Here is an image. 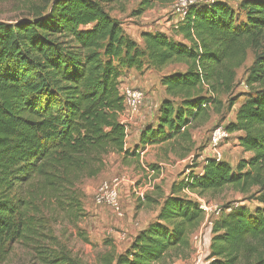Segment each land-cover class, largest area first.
Segmentation results:
<instances>
[{"label": "trees", "instance_id": "trees-1", "mask_svg": "<svg viewBox=\"0 0 264 264\" xmlns=\"http://www.w3.org/2000/svg\"><path fill=\"white\" fill-rule=\"evenodd\" d=\"M116 1L49 0L30 19L0 22V263L13 245L26 243L49 264H80L65 250H42V211L78 219L81 185L104 171L109 155L123 164L146 146L189 140L191 125L205 121L211 109L219 113V96L232 86L247 51L264 40V0H242L241 23L227 1L190 5L172 31L181 40L143 32L141 45L109 14L106 6ZM149 6L143 0L131 17ZM255 56L245 85L256 88L225 126L239 133V146L250 157L234 168L206 158L201 173L173 181L167 195L158 194L155 218L123 252L102 256L100 264L186 258L204 213L183 192L202 196L228 186L243 194L256 188L259 206L219 214L207 264H264V54ZM168 64H183L185 71L160 78L171 98L160 101L141 126L137 146L128 149L119 79L131 69L158 71ZM236 100L226 101V113Z\"/></svg>", "mask_w": 264, "mask_h": 264}, {"label": "rangeland", "instance_id": "rangeland-1", "mask_svg": "<svg viewBox=\"0 0 264 264\" xmlns=\"http://www.w3.org/2000/svg\"><path fill=\"white\" fill-rule=\"evenodd\" d=\"M49 0H0V22L14 23L21 19H30L37 12L45 11ZM143 0H117L106 6L109 14L117 19L125 32L135 41L142 44L140 33L146 30L163 29L173 35V24L166 25L169 20H176L180 16L176 12L175 6L177 0H150V6L140 16L131 17V13L137 8ZM194 4L206 3L209 0H192ZM242 0H227L228 5L237 13L238 23H241L242 12L239 11V5ZM182 18V17H181ZM181 40L180 36L175 37ZM257 54H264V40L262 45L256 49L247 51V56L242 67L235 71V78L232 86L226 93L219 96L222 105L217 106L219 113L210 110L209 117L205 121L199 119L190 126L189 140L178 139L175 142L166 144L163 147L154 148L148 153V164L154 165L156 175L160 178L153 182L150 190L146 192L145 197L155 201L148 203L146 199L141 201L136 199L133 192V185H139L147 182V175L136 165L135 158H127L124 163L128 167L122 168L119 163L121 158L116 155H109L106 158L105 173L97 179L86 180L81 185V203L82 216L78 219L67 217L63 212L53 211V208L42 211L43 233L42 250L46 247L65 250L71 258L77 260L80 264H100L101 257L107 254H119L129 245L132 237L136 233V222L138 214L136 211L145 203L142 215L149 218L158 207L161 199L158 194L165 196L170 189L173 181L181 179L182 175L187 173H198L203 159L210 156L207 145L210 133L216 127H224L233 120L237 107L248 97L253 95V90L245 85L247 70L252 66ZM173 71H185L183 64H168L158 71L135 70L126 72L120 79V87L127 86L142 90L145 95L143 105L140 109L141 114L145 113L142 120L145 123L153 115L160 101L167 95L160 85V78ZM207 86H204L203 92L207 94ZM229 98L237 99L230 113H226L227 100ZM140 122V125L143 124ZM136 127V117L128 124V128ZM131 131V130H130ZM132 142H130L131 145ZM238 141L230 133L229 139L225 142L222 152V160L229 163L233 168L240 159L250 157L236 144ZM150 154V155H149ZM192 171V172H191ZM124 176L125 183L120 187V206L122 216L117 217L112 211L104 207H98L93 202L94 190L104 181H109L113 177ZM256 188H252L248 193H240L234 188L224 187L218 192H208L202 196L192 194L190 199L197 200L207 207V213L204 214V220L200 227L190 236L191 251L186 258L168 259L164 264H196L200 259L207 264L206 256L208 254L209 236L207 228L219 216L220 213H228L237 206H244L250 212H253L259 205L254 200ZM146 201V202H145ZM141 215V217H142ZM140 217V218H141ZM139 218V219H140ZM201 232V236L199 235ZM44 240V241H43ZM0 264H49L44 262L41 256L32 246L26 243H17L11 247V250L4 262ZM201 264V263H200Z\"/></svg>", "mask_w": 264, "mask_h": 264}, {"label": "built area", "instance_id": "built-area-1", "mask_svg": "<svg viewBox=\"0 0 264 264\" xmlns=\"http://www.w3.org/2000/svg\"><path fill=\"white\" fill-rule=\"evenodd\" d=\"M216 0H209L206 3H212ZM227 1V0H222ZM192 0H177L175 10L179 12L180 16L183 18L186 14V10L190 5H193ZM119 93L123 98V105L124 110L120 115V121L126 128L128 124H130L134 117L141 116L140 109L143 105V101L145 99V95L142 90L133 87H120L119 86ZM153 117V115L151 116ZM230 133L224 127H216L210 133L209 142L207 145V150L210 152L209 159H213L216 162L222 160V152L225 142L229 139ZM140 156L144 155V151L138 152ZM143 170L147 175V182L139 185H133V192L136 195V199H140L144 201L146 192L151 189L153 182L155 181L156 177V170L150 168L145 163L142 164ZM125 182V179L120 176L113 177L109 181H104L99 184L97 187L94 195H93V202L98 207H104L112 211L117 217L122 216L121 206H120V196L119 191L121 185ZM187 197H191L192 193L188 190L183 192ZM196 202L199 204L200 210L205 214L207 213V207L203 203H199L197 200ZM208 236H209V244H208V251L209 245L211 240V226L206 229ZM201 236V232H199ZM209 253V252H208ZM208 256V254H207ZM206 256V258H207ZM204 264L200 259L196 261V264Z\"/></svg>", "mask_w": 264, "mask_h": 264}, {"label": "crops", "instance_id": "crops-1", "mask_svg": "<svg viewBox=\"0 0 264 264\" xmlns=\"http://www.w3.org/2000/svg\"><path fill=\"white\" fill-rule=\"evenodd\" d=\"M183 20V18H181V17H177L176 18V20H169L167 23H166V25H168V24H170V23H172L174 26H173V28H175L177 25H179L180 24V22ZM125 31V30H124ZM152 31H160V32H163V33H165V34H167L168 36H171V34H168V32L166 31V30H163V29H155V30H146V31H142L141 33H143V32H152ZM141 33H140V35H141ZM141 40V39H140ZM139 43V42H138ZM140 44V43H139ZM133 69H131V70H129V71H132ZM128 71V72H129ZM164 89V88H163ZM165 91V90H164ZM165 98H167V97H165ZM144 117H145V113H143V114H141V116H139V117H137L136 118V127H132V125L128 128H126V133H127V135H126V139H125V147L126 148H128V149H131V148H133L135 145L137 146V144H138V140H139V134H140V128H141V126L145 123L144 121L142 122V120L144 119ZM152 119V117L150 116V119L148 120V121H150ZM234 119V118H233ZM147 121V122H148ZM140 122H142L143 124H141L140 125ZM131 130V131H130ZM239 135V133H233V136H234V138L237 140V136ZM238 141V140H237ZM130 142H132L131 143V145H130ZM167 143H161V144H157V145H151V146H146L144 149H138L137 151H136V165H138V167H140L141 168V170H143V167H142V164L143 163H145L146 165H150V164H148L147 162V160L149 159L148 158V153H150V151H152V149H154V148H159V147H163V146H165ZM237 145H238V143H236ZM142 151H144V155L143 156H140L139 154H138V152H142ZM150 155V154H149ZM128 158H131V157H128ZM133 158H135V157H133ZM205 159H203V161H204ZM120 164V166L122 167V168H124V169H126V167H128L127 166V164L126 163H119ZM203 164V163H202ZM106 167H107V165H106ZM106 167H105V169H106ZM150 167V166H149ZM105 169H104V171L98 176V177H96V178H94V179H97V178H99L100 176H102L104 173H105ZM144 171V170H143ZM201 171H202V166H200V171L198 172V173H201ZM145 172V171H144ZM145 175H146V173H145ZM121 177H123L124 179H125V177L124 176H121ZM160 178V175H156V181L158 180ZM90 180H92V179H90ZM125 183V182H124ZM100 184V183H99ZM99 186V185H98ZM97 186V187H98ZM97 187H96V189H97ZM96 189L94 190V193H95V191H96ZM168 194V193H167ZM166 194V195H167ZM194 200V199H193ZM144 206H145V203H143L141 206H140V208L136 211V213L138 214V221L136 222V233L138 232V231H140V230H142V229H144L145 227H146V225L150 222V221H152L154 218H155V216H156V213H157V210H158V207L156 208V210H154L152 213H150L149 214V218H144V215H142V210H143V208H144ZM141 215H142V217H141ZM141 217V218H140ZM140 218V219H139Z\"/></svg>", "mask_w": 264, "mask_h": 264}]
</instances>
